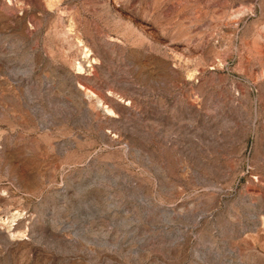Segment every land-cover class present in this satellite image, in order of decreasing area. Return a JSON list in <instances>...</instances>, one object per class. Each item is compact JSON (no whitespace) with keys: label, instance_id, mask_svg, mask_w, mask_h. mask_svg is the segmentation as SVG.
I'll return each mask as SVG.
<instances>
[{"label":"rangeland","instance_id":"374dc122","mask_svg":"<svg viewBox=\"0 0 264 264\" xmlns=\"http://www.w3.org/2000/svg\"><path fill=\"white\" fill-rule=\"evenodd\" d=\"M0 264H264V0H0Z\"/></svg>","mask_w":264,"mask_h":264}]
</instances>
